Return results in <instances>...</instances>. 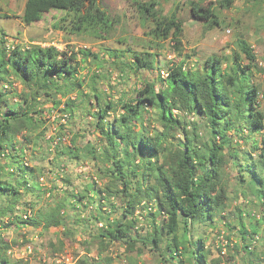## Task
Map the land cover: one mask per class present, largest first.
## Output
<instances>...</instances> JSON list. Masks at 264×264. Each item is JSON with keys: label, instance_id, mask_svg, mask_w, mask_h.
<instances>
[{"label": "trees", "instance_id": "1", "mask_svg": "<svg viewBox=\"0 0 264 264\" xmlns=\"http://www.w3.org/2000/svg\"><path fill=\"white\" fill-rule=\"evenodd\" d=\"M103 1L26 0L21 19L31 25L59 9L64 14L55 30L103 43L117 29ZM236 1L185 6L212 31L231 26L223 13ZM244 5L243 16L264 23V0ZM157 6L156 0L140 4L155 46L140 52L104 44L99 52L60 51L33 42L8 50L0 42V264H30L9 251L28 243L31 232L53 234V258L79 238L77 264H115L123 257L126 264H145V253L159 264H236L239 257L264 264V243L256 242L264 240V214L258 219L242 207L264 200L262 86L251 78L254 69L263 75L264 69L243 37L231 57L188 65L184 5L167 16ZM165 43L176 58L166 77L161 70L159 84L141 78L160 63L157 50ZM114 72L117 85L131 82L129 74L140 84L115 97ZM37 150L41 157L34 160ZM233 220L236 242L228 233L226 254L217 242L213 258L209 231L222 236L220 224L232 230ZM9 230L17 231L16 239L7 238Z\"/></svg>", "mask_w": 264, "mask_h": 264}, {"label": "rangeland", "instance_id": "2", "mask_svg": "<svg viewBox=\"0 0 264 264\" xmlns=\"http://www.w3.org/2000/svg\"><path fill=\"white\" fill-rule=\"evenodd\" d=\"M149 1L152 0H104L103 7L110 13V16L114 20L117 29L111 40L99 43L80 41L77 38L67 36L64 33L55 30L53 25L56 23L58 18L64 14L59 9H52L48 13H45L40 21L31 25H26L21 19L26 0H0V42L5 39L8 50L13 48L15 45H26L32 42L42 45H57L63 50L69 49L71 47H75L77 49L90 48L93 52H99V44H104V46L109 49H122L124 51L130 47L134 50H137L138 52L143 51V48H155L154 40L152 39V36L149 35L152 25L150 23L143 24L142 20L144 11H142L140 8L141 3H146ZM189 1L190 0H156L158 3L157 8L160 10V14L164 16L171 14L177 4L182 6L184 5L185 9L181 11L180 16L183 18L185 27L183 40L185 52H183V55L191 57L188 65L191 66L192 63H195L199 66H202L205 60L211 56H218L222 58L231 57L236 51H238L236 39L238 37H243L249 41L252 48L254 49L258 58L259 69H264V23L260 21V17H250V15L243 16L242 11L245 9L244 0H237L231 10L225 11L223 13L225 17H228V21L230 22L231 26L227 25L226 23H222V29H215L212 31H207L203 22L192 18L190 10L188 9L189 5L185 6V3ZM239 19H241L240 22H237ZM164 45V50H157V53L160 55V63H156L150 69V71H142L141 78L152 82H157L159 84V72L164 70L166 73L168 63L171 62V60L173 61L176 59L174 57L175 53L168 47V44L165 43ZM129 54L130 53H128V55ZM102 55L103 54L101 53V56ZM105 59L107 60L108 56L105 57ZM243 64H246V61H243ZM105 67H109V65ZM251 74L253 82L255 84H261L263 90L264 75L256 69H254ZM111 75L113 78H115V80L112 81L113 86H115V88H113L115 97H119L123 88L126 90L129 89L131 92L137 84H140V81H138L134 75L129 74L132 79L131 82H129V80L121 81L122 85H117V82H120L117 77L118 74L114 72L111 73ZM163 77L165 78L166 76ZM140 80L142 81V79ZM40 152L41 151L37 150L35 153H33V155H31V158L33 159L34 157H38L40 159ZM43 152H45V150H43L42 153ZM86 170L89 171V168ZM237 186L238 185H236L234 182L231 188H238ZM242 207L246 212L256 211V213L260 216L261 214H264V200L260 201L251 199L250 204H244ZM230 222L233 224V226H235H232V230H229L223 226L224 223H221L218 227L220 232L225 230L226 233L224 236H227V234L231 232L232 233L230 235L235 236L237 234L236 230L238 227V222L236 220ZM6 236L9 239H16L17 231L9 230L6 232ZM49 238H53L52 233L50 235L43 236L38 234V232H31L28 243H21L16 247H18L17 249L20 250L26 245L32 246V254L27 255L26 257V261H29L30 264H55L56 262H54L53 257L48 251ZM223 238L225 239V237ZM78 240L79 238L77 239V243L72 246L67 245L63 254L72 255L74 257L77 255H83V252L79 249L80 245L78 244ZM236 240L237 237L235 236L233 241L236 242ZM217 242H222L219 233H217V231L210 230L208 233L207 244L210 248L213 246V258L218 256L216 249ZM258 242V247H260L262 243H264V240L260 239ZM17 255H19V253H17ZM44 256H47V263L42 262L41 258ZM11 257L15 260H18L16 257ZM124 258L125 257H123V259ZM122 260L117 259L115 264H126ZM142 260L145 264H159L156 258L150 253H145L142 257ZM173 264H176V262ZM236 264L246 263L243 262L242 257H239Z\"/></svg>", "mask_w": 264, "mask_h": 264}, {"label": "built area", "instance_id": "3", "mask_svg": "<svg viewBox=\"0 0 264 264\" xmlns=\"http://www.w3.org/2000/svg\"><path fill=\"white\" fill-rule=\"evenodd\" d=\"M55 46L58 50L60 51H64L62 48H60L59 46L57 45H53ZM162 75L163 76H166V73L165 72H162ZM258 105L260 106V108L262 110H264V89L259 93V96H258ZM238 203L235 202L234 205H237ZM252 216H255L256 218H260V215H258L256 213V211H252L251 212ZM23 218H27V215H24ZM224 235L222 234V236H220V238L222 239V242L224 244V250L222 251V254L225 255L226 254V244H227V241H225V239L223 238ZM260 240V237H256V242ZM255 242V243H256ZM18 247H13L10 251H9V254L10 256H13V257H16V259L18 260H24L26 261L27 260V255H30L32 254L33 252V248L31 245H26L24 247H22L20 250L17 249ZM17 253H19V255H17ZM42 259V262L43 263H47V256H44ZM54 259V262H56L55 264H77V258L72 256V255H67V254H61L59 256H56L53 258Z\"/></svg>", "mask_w": 264, "mask_h": 264}, {"label": "crops", "instance_id": "4", "mask_svg": "<svg viewBox=\"0 0 264 264\" xmlns=\"http://www.w3.org/2000/svg\"><path fill=\"white\" fill-rule=\"evenodd\" d=\"M174 57H175V56H174ZM174 57H173V58H174ZM192 59H193V58H192ZM190 60H191V58H190ZM194 65H195V63H192V65H191V66H194ZM141 72H142V71H141Z\"/></svg>", "mask_w": 264, "mask_h": 264}]
</instances>
